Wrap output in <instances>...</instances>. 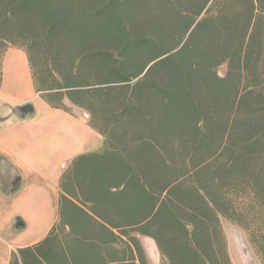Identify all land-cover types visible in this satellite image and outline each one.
<instances>
[{
	"label": "trees",
	"instance_id": "1",
	"mask_svg": "<svg viewBox=\"0 0 264 264\" xmlns=\"http://www.w3.org/2000/svg\"><path fill=\"white\" fill-rule=\"evenodd\" d=\"M7 45L104 138L61 178L64 264H92L95 240L146 264L134 234L166 264H233L221 218L264 264V0H0Z\"/></svg>",
	"mask_w": 264,
	"mask_h": 264
},
{
	"label": "crops",
	"instance_id": "2",
	"mask_svg": "<svg viewBox=\"0 0 264 264\" xmlns=\"http://www.w3.org/2000/svg\"><path fill=\"white\" fill-rule=\"evenodd\" d=\"M103 148L104 138L90 126L87 112L49 106L35 89L26 52L8 48L0 84V264H12L14 255H24L23 264H64L65 257L77 255L70 252L77 245L70 228L60 225L61 178L76 157ZM60 230L70 234V244L58 240ZM134 235L146 264H163L155 241ZM89 248L94 251L84 255L92 264H130L138 255L115 242L95 240Z\"/></svg>",
	"mask_w": 264,
	"mask_h": 264
},
{
	"label": "rangeland",
	"instance_id": "3",
	"mask_svg": "<svg viewBox=\"0 0 264 264\" xmlns=\"http://www.w3.org/2000/svg\"><path fill=\"white\" fill-rule=\"evenodd\" d=\"M12 47V45H7V48ZM87 50L91 51L95 48L92 42H89L87 46H85ZM4 47L0 46V66L2 60V54L4 51ZM6 50V49H5ZM43 51H39V55H42ZM227 68L226 65H223L218 68V74L222 77L226 75ZM65 104L68 110L74 114V110L80 107L73 105L69 100H65ZM82 109V108H80ZM84 110V109H82ZM85 111V110H84ZM87 112V111H85ZM88 118L90 120V114L87 112ZM222 227L226 236L228 252L230 259L233 264H263L262 259L259 255H257L252 249L246 234L239 227L232 224L225 218H221ZM60 237L58 240L69 243L70 234L65 230H60ZM68 233V234H67ZM59 241H57L58 243ZM70 244V243H69ZM244 255L248 258V261L245 260ZM18 264H23L22 262H18ZM163 264H166L165 259L163 258Z\"/></svg>",
	"mask_w": 264,
	"mask_h": 264
},
{
	"label": "bare ground",
	"instance_id": "4",
	"mask_svg": "<svg viewBox=\"0 0 264 264\" xmlns=\"http://www.w3.org/2000/svg\"><path fill=\"white\" fill-rule=\"evenodd\" d=\"M244 258H245V260H247V261H248V258L246 257V255H244Z\"/></svg>",
	"mask_w": 264,
	"mask_h": 264
}]
</instances>
